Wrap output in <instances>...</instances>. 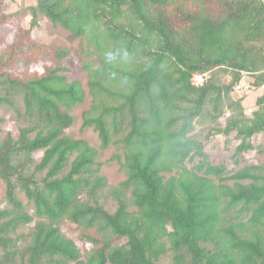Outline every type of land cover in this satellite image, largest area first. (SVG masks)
<instances>
[{"label": "trees", "instance_id": "16d2710c", "mask_svg": "<svg viewBox=\"0 0 264 264\" xmlns=\"http://www.w3.org/2000/svg\"><path fill=\"white\" fill-rule=\"evenodd\" d=\"M20 14L79 47H24L28 28L0 52V264H264V161L243 162L264 156V0H35ZM72 54L96 144L68 132L87 97ZM242 86L258 90L251 108ZM233 142L235 166L206 151Z\"/></svg>", "mask_w": 264, "mask_h": 264}, {"label": "rangeland", "instance_id": "374dc122", "mask_svg": "<svg viewBox=\"0 0 264 264\" xmlns=\"http://www.w3.org/2000/svg\"><path fill=\"white\" fill-rule=\"evenodd\" d=\"M2 1V6L0 7L1 10L5 13L10 14V18L7 22L3 23L0 27V52L5 50L6 46L10 44L14 38L19 35L21 30L28 29V36L24 35L23 38V45H27L30 42H37L39 44L51 46V47H63L66 49L76 50L79 47V40H71V34L66 31L65 29L57 26L54 27L51 22L44 16H38V22L30 27V16L29 15H21V9L26 8L29 5L35 4V0H0ZM19 13V14H14ZM14 14V15H13ZM162 21L168 20V24L170 20L168 17L163 14ZM183 16H180L179 23L177 22L175 25L171 27L174 31L179 30V26L187 29L190 27L189 21L186 19H182ZM156 22L157 20H153ZM24 32V31H23ZM39 51H35L30 54L31 56L36 55ZM74 54V53H73ZM71 55L70 57L66 58L64 63L69 67L68 77L69 79H75L80 81L83 86L85 87L87 97L85 101L81 104H78L73 109V114L75 117V123L73 126L68 130V132L79 138H86L91 144L97 143L96 132L93 131L91 128H83L82 127V111L85 110L88 105L90 104V95L87 91V80L88 74L85 69L82 68L79 60L75 55ZM52 55V52L49 54ZM19 67L15 68L17 71ZM43 68V62L39 61L34 63L30 66L31 71L41 72ZM244 85V84H243ZM258 90L255 91L251 88H246L242 86L239 89L235 88V95H242L245 94L246 98L244 104L247 108H251L253 106L254 99L256 97ZM10 125L5 123H0V130L3 129L5 131L8 129ZM213 142V141H212ZM264 142L263 135H256L253 137V143ZM235 143L228 145L227 148L225 147L224 143L219 144L218 148L211 144L206 145V151L211 155V160L213 162H220L225 161L229 167L235 166L231 154L233 153ZM113 150H108L104 153L103 159H108L111 155ZM264 161V156L261 154L256 153L254 150H250L244 153V160L245 163H255ZM103 171L107 174L112 182H117L123 178V173L118 169V164L113 162L112 164H106L103 167ZM67 232V231H66ZM69 236H73L71 233L67 232Z\"/></svg>", "mask_w": 264, "mask_h": 264}, {"label": "built area", "instance_id": "2783aa9c", "mask_svg": "<svg viewBox=\"0 0 264 264\" xmlns=\"http://www.w3.org/2000/svg\"><path fill=\"white\" fill-rule=\"evenodd\" d=\"M201 80H202V76H200V75L196 76V82H201ZM238 87H240V86H238Z\"/></svg>", "mask_w": 264, "mask_h": 264}]
</instances>
